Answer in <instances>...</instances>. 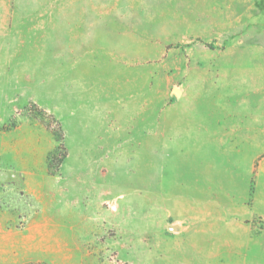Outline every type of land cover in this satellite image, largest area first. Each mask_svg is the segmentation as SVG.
I'll return each instance as SVG.
<instances>
[{
    "label": "rangeland",
    "instance_id": "obj_1",
    "mask_svg": "<svg viewBox=\"0 0 264 264\" xmlns=\"http://www.w3.org/2000/svg\"><path fill=\"white\" fill-rule=\"evenodd\" d=\"M0 264H264V0H0Z\"/></svg>",
    "mask_w": 264,
    "mask_h": 264
}]
</instances>
